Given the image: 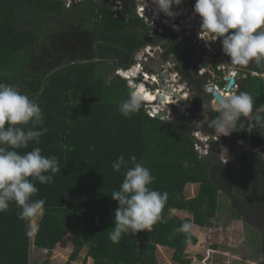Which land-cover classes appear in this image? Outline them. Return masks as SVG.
<instances>
[{
	"label": "trees",
	"instance_id": "16d2710c",
	"mask_svg": "<svg viewBox=\"0 0 264 264\" xmlns=\"http://www.w3.org/2000/svg\"><path fill=\"white\" fill-rule=\"evenodd\" d=\"M62 1L0 0V71L23 63L21 74L2 76L0 83L35 99L49 129L39 145L19 151L38 146L43 155L56 156L61 168L54 183L36 182L39 191L33 199L46 203L34 237L28 235L31 220L18 218L15 203L0 212V264H30L31 245L52 252L67 234L74 246L70 262L85 249L80 264H157L153 254L164 247L173 251L174 264H191L185 251L198 244L196 235L192 232L186 245L185 234H174L173 229L185 221L205 227L215 218L222 193L230 196L232 189L246 187L264 190V160L253 158L245 166L252 176L248 179L245 169L221 166L213 152L201 158L195 151L190 124L207 101L199 95L203 82L194 88L197 99L188 114L173 109L165 121L151 118L142 106L123 117L118 106L132 89L124 79L109 76L107 63L112 69L131 66L134 52L145 44L147 28L133 5L114 11L107 0H83L70 8ZM60 46L70 52L87 49L90 55L71 59L61 55ZM184 69L187 72L188 66ZM121 154L126 160L134 154L146 161L155 176L152 187L168 192L169 199L162 222L151 230L126 233L116 244L107 231L114 227L118 207L110 195L124 179L111 164ZM188 185L197 186L195 196H186ZM261 258L264 264V244Z\"/></svg>",
	"mask_w": 264,
	"mask_h": 264
},
{
	"label": "clouds",
	"instance_id": "9594fccd",
	"mask_svg": "<svg viewBox=\"0 0 264 264\" xmlns=\"http://www.w3.org/2000/svg\"><path fill=\"white\" fill-rule=\"evenodd\" d=\"M68 1L73 3V6L83 0ZM62 2L65 4L67 0ZM152 2L158 12L174 18L175 13L171 9L174 5H181L183 0ZM126 3V6L133 5L129 1ZM193 10L200 17L201 34L211 36L212 40L222 38V51L225 56L230 57L231 65L247 66L250 62L264 61V0H195ZM144 26L146 27L145 24ZM144 39L145 37L143 42ZM135 56L136 53L132 56L133 64ZM171 63L175 66V61L172 60ZM133 64L117 68L115 72L118 69L125 71L124 69L132 67ZM253 68L254 65L252 69L244 71L252 72ZM115 76L124 79L122 75ZM192 89L194 90L193 87ZM146 96L143 86H137L136 90H132L128 98L119 104V113L125 118L138 113ZM203 108L201 106L204 118L196 123L195 127L206 124L213 130L210 132L196 129L203 136L210 137L206 155L209 156L210 152H213L211 143L215 141L212 137H226L238 127L243 128L240 127V121L242 117L252 113L253 98L246 91L225 89L214 92L210 102L203 101ZM184 113L188 114V111ZM210 113L214 115L210 116ZM44 123V114L35 99L22 93L14 85L0 83V212H7L10 205L15 203L19 208L18 218L25 221L41 215L46 203L44 199H33L39 191L36 182L50 185L54 183L56 174L61 172L58 158L43 155L40 147L33 146L29 151H19L28 149L30 144H40L41 137L49 131L44 127ZM221 162L227 161L221 158ZM111 167L115 172H121L124 177L119 190L112 191L110 195L113 201L118 202V207L114 212V227L107 233L108 239L118 244L126 233L135 234L151 230L153 225L162 222V212L169 194L152 187L155 176L146 166V161L138 159L134 154L127 160L123 154L119 155ZM193 227L191 222L185 221L174 228L173 233L185 234L184 243L190 245ZM28 235H32V232L29 231ZM203 258L202 264H224L223 261H214L212 257L210 260L209 254Z\"/></svg>",
	"mask_w": 264,
	"mask_h": 264
},
{
	"label": "built area",
	"instance_id": "2783aa9c",
	"mask_svg": "<svg viewBox=\"0 0 264 264\" xmlns=\"http://www.w3.org/2000/svg\"><path fill=\"white\" fill-rule=\"evenodd\" d=\"M127 1L133 4L136 16L146 25L147 36L153 37L155 33L163 35L167 32L168 35L173 34L192 41L196 48V73L202 79L203 92L206 93V96H209L210 101L213 98L214 92L225 89L235 91L237 89L236 85L229 89L227 87L229 80L235 78L237 71H241V68L231 65L230 57L224 55L221 44L222 38L212 40L211 36L201 34V20L193 10L195 0H183L181 5H174L171 9L175 13L174 18L167 17L162 12H158L152 0H109L114 11H122L127 5ZM157 49L159 48L152 47L151 44L146 45L136 53L132 67L124 69L125 71L118 69L115 74L122 75L121 77L127 80L128 86L133 91L136 90L137 86L142 85L144 91H148L152 95V100L149 102L144 101L143 104L145 111L147 108H151L152 111L148 114L151 118H157L156 115L159 112H165L166 116L159 119L168 120L171 111L167 107H190L191 100L189 101V96L193 92L192 88H187L186 83L177 86L171 83L178 79V73L168 74V68H174L171 60L163 62L159 66L161 71L167 74V80L161 79L157 73L148 70V67L152 65V59L155 58L154 55ZM160 52L162 53V50ZM233 73H235L234 76ZM252 74L258 77L256 73L252 72ZM146 84L151 86L152 90L147 89ZM167 85L171 89L170 93H166L165 87ZM174 93L178 95L181 101L174 97ZM155 109H160L161 111L155 112ZM193 136L196 140L194 149L201 157L208 155L210 137L207 135L203 136L200 131H196ZM212 139L216 140L215 137H212ZM262 157H264V151Z\"/></svg>",
	"mask_w": 264,
	"mask_h": 264
},
{
	"label": "flooded vegetation",
	"instance_id": "af4514ba",
	"mask_svg": "<svg viewBox=\"0 0 264 264\" xmlns=\"http://www.w3.org/2000/svg\"><path fill=\"white\" fill-rule=\"evenodd\" d=\"M259 31V30H258ZM147 33L143 36L147 37ZM154 37V36H153ZM152 37V38H153ZM177 41H174L167 32L165 34L160 35L158 34V39H152L149 43H145L141 48L145 47L146 45L151 44L152 47H158L159 49L156 50V54L154 55L155 58L152 59V65L148 67L150 72H155V70L161 66L160 60L163 59L164 62L175 60L174 68H168V74L171 73H178V79L176 81H172V84L180 85L186 83L187 88H196L201 84L203 81L197 76V68H196V48L192 41L188 39H183L181 36H176ZM177 47L175 48V46ZM61 50V55H70L71 59L75 58V55H84V57L88 58L87 55L89 54V50L85 49L82 52H78L77 50L69 51L65 47H59ZM137 49L136 52L138 53L139 50ZM176 50V52L174 51ZM162 50V53L160 52ZM175 52V53H174ZM56 55L58 54L56 50ZM161 55V56H160ZM62 58V57H61ZM60 58V59H61ZM187 61L188 71H185L184 62ZM255 63V62H254ZM162 72V71H161ZM237 71L235 78L230 80L233 81L232 85L229 87L237 86L236 92L239 91H246L248 92L253 98V111L247 117H242L240 121V127L237 130H233L230 135L228 136H220L215 141L211 143V147L213 148L212 158L217 160L221 166L224 167H232L238 170L245 169V177L248 179H252V176L246 171L245 167L253 158L262 157V153L264 151V91H263V84H264V68L261 70H257L253 68L254 73L258 75V77L254 76L251 71L243 72ZM163 73V72H162ZM189 75H187V74ZM165 74V73H164ZM246 75V77H244ZM167 75V74H166ZM186 76V77H185ZM244 77V78H243ZM229 80V81H230ZM244 81H248L245 85H243ZM203 85V84H202ZM229 85V82H228ZM169 85H167L168 87ZM261 87L262 90L259 89ZM228 88V87H227ZM228 88V89H229ZM166 89V87H165ZM199 95L202 98L207 99L209 102V96H206V93L203 92L202 86L200 87ZM193 95L189 96L190 106L191 103L197 99L198 91L193 90ZM147 96H150L147 93ZM259 99L263 100L262 104L257 105L256 103ZM170 102V100H169ZM171 111V115L169 116L168 120L171 119L173 114V109H176L178 112L184 113L190 110L192 107H184V106H168L167 107ZM184 108L186 111H184ZM214 115V113H212ZM204 118V112L201 111L199 117L192 121L190 124L191 134L194 135L196 129H204L207 130V125H202L201 127H195V124L200 122ZM210 132H213L210 129ZM214 134V133H213ZM215 135V134H214ZM249 140L251 141V146H248ZM222 146L229 147V153L225 150L224 153V160L226 163L221 162L222 158ZM223 159V158H222ZM227 201L230 203V213L233 215L236 213L238 215V219L244 220L248 226H250L253 230H255L259 236L260 240L262 241V247L264 244V190L256 191L255 189H251L246 187L244 190L239 188V192L232 189L231 195L227 196L224 194ZM262 254V251H261ZM262 260V258H261Z\"/></svg>",
	"mask_w": 264,
	"mask_h": 264
},
{
	"label": "rangeland",
	"instance_id": "374dc122",
	"mask_svg": "<svg viewBox=\"0 0 264 264\" xmlns=\"http://www.w3.org/2000/svg\"><path fill=\"white\" fill-rule=\"evenodd\" d=\"M73 3L65 2V8L71 7ZM79 15V14H78ZM23 63H14L8 68L0 71V77L13 76L22 73ZM110 77L115 76L113 65L107 63ZM149 97V96H147ZM196 185H188L185 189L186 196L196 195ZM230 203L224 194L218 196V210L215 218L202 228L193 225V233L198 239L196 246H188L185 254L191 260V264H202L204 255L209 254L214 261L224 264H261L262 241L259 234L253 230L244 220L233 217L230 213ZM181 218L190 217L185 213L172 211ZM42 214L31 219L30 229L34 237ZM215 246V248H213ZM74 251L71 234H67L52 252L36 249L31 245L30 264H80L84 258L85 249L81 251L74 262H70V256ZM173 251L164 247H158L153 254L157 264H174L172 260Z\"/></svg>",
	"mask_w": 264,
	"mask_h": 264
},
{
	"label": "water",
	"instance_id": "95a60500",
	"mask_svg": "<svg viewBox=\"0 0 264 264\" xmlns=\"http://www.w3.org/2000/svg\"><path fill=\"white\" fill-rule=\"evenodd\" d=\"M153 38H154V39H158V34L155 33ZM153 38H152V37H145L144 42H146V43L149 42V43H150V42L152 41ZM160 62L163 63V62H164L163 59H161ZM254 66H255V68H256L257 70H261V69L264 68V61H262L261 63H255ZM155 73H157V74L160 76V78L163 79V80L168 79V76H167L166 74H164V73L161 72V68H160V67H158V68L155 70ZM47 76H48V75H47ZM47 76H46V77H47ZM232 83H233V81L230 80V81H229L228 88L232 85ZM145 86H146L147 89L152 90L151 86H149L148 84H146ZM263 91H264V84H263ZM170 92H171V89H170L169 87H166V93H170ZM174 97H175V98H178L179 101H181V99H180V98L178 97V95L175 94V93H174ZM263 106H264V104H263ZM151 111H152L151 108H147V109H146V113H147V115H148ZM165 116H166V113H165V112H159V113L156 115L157 118H161V117H165ZM215 136H216V135H215ZM216 137H217V136H216ZM219 137H220V136H219ZM248 146H251V141H250V140H249V142H248ZM221 150H222V158L224 159V153H225V150L228 151V153H229V147H228V146H227V147H226V146H223V147H221Z\"/></svg>",
	"mask_w": 264,
	"mask_h": 264
},
{
	"label": "crops",
	"instance_id": "0c3cea01",
	"mask_svg": "<svg viewBox=\"0 0 264 264\" xmlns=\"http://www.w3.org/2000/svg\"><path fill=\"white\" fill-rule=\"evenodd\" d=\"M173 61H175V60H173ZM254 65V62H250L247 66H239L242 70H243V72H246V71H244V70H249V69H252V66ZM186 66V65H185ZM246 75V74H245ZM245 77V76H244ZM243 77V78H244ZM194 85L192 84V87H193ZM260 89V88H259ZM193 103V102H192ZM227 153H228V151H227Z\"/></svg>",
	"mask_w": 264,
	"mask_h": 264
},
{
	"label": "bare ground",
	"instance_id": "6f19581e",
	"mask_svg": "<svg viewBox=\"0 0 264 264\" xmlns=\"http://www.w3.org/2000/svg\"><path fill=\"white\" fill-rule=\"evenodd\" d=\"M146 93H149L148 91H145ZM149 95H151V94H149ZM152 100V95L150 96V98L149 97H147L146 96V98H145V101H151ZM158 111H161L160 109H155V112H158Z\"/></svg>",
	"mask_w": 264,
	"mask_h": 264
}]
</instances>
